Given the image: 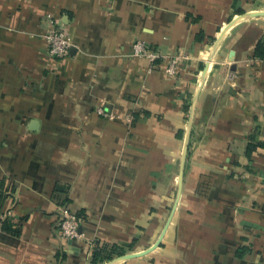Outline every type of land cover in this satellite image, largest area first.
<instances>
[{
    "label": "crops",
    "instance_id": "obj_1",
    "mask_svg": "<svg viewBox=\"0 0 264 264\" xmlns=\"http://www.w3.org/2000/svg\"><path fill=\"white\" fill-rule=\"evenodd\" d=\"M137 39L185 54L177 74ZM259 44L264 0H0V264H92L86 239L123 248L97 264H264Z\"/></svg>",
    "mask_w": 264,
    "mask_h": 264
},
{
    "label": "built area",
    "instance_id": "obj_2",
    "mask_svg": "<svg viewBox=\"0 0 264 264\" xmlns=\"http://www.w3.org/2000/svg\"><path fill=\"white\" fill-rule=\"evenodd\" d=\"M112 2L114 0H104ZM46 42L48 54L56 59H63L70 53L71 47L74 45L71 34L62 26V24L55 20H50V26L43 34ZM130 55L134 57L144 58L149 62V70L153 69L158 61L164 62V72L168 75L175 76L177 74L178 63L187 56L181 53L162 54L156 49L150 48L148 43L143 39H137L132 45ZM97 115L105 119H122L126 115L108 110L101 102L94 108ZM81 217L67 208H63L59 221V237L63 241H81L84 238L80 230ZM2 230L0 222V231ZM86 243L91 250L97 248L101 244L95 239H86Z\"/></svg>",
    "mask_w": 264,
    "mask_h": 264
},
{
    "label": "trees",
    "instance_id": "obj_3",
    "mask_svg": "<svg viewBox=\"0 0 264 264\" xmlns=\"http://www.w3.org/2000/svg\"><path fill=\"white\" fill-rule=\"evenodd\" d=\"M261 46L262 44H259L256 46V54L258 55L263 53L261 50L264 49V46L263 47ZM0 222H1L2 230L9 229V221L6 217H2L0 215ZM122 253H123V248L118 245H111L110 247H107L105 245H100L97 248H94L92 250V260L91 261H92V264H97V262L99 261H106L112 258L114 255H119Z\"/></svg>",
    "mask_w": 264,
    "mask_h": 264
},
{
    "label": "water",
    "instance_id": "obj_4",
    "mask_svg": "<svg viewBox=\"0 0 264 264\" xmlns=\"http://www.w3.org/2000/svg\"><path fill=\"white\" fill-rule=\"evenodd\" d=\"M263 12H256V14H262ZM72 48V47H71ZM186 150H187V145L185 146V151H184V158H185V154H186ZM183 158V160H184Z\"/></svg>",
    "mask_w": 264,
    "mask_h": 264
}]
</instances>
